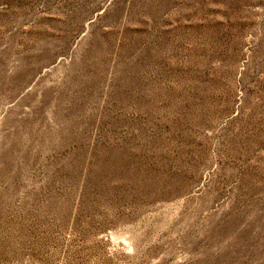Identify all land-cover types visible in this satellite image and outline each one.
I'll return each instance as SVG.
<instances>
[{
	"label": "rangeland",
	"instance_id": "rangeland-1",
	"mask_svg": "<svg viewBox=\"0 0 264 264\" xmlns=\"http://www.w3.org/2000/svg\"><path fill=\"white\" fill-rule=\"evenodd\" d=\"M0 264H264V0H0Z\"/></svg>",
	"mask_w": 264,
	"mask_h": 264
}]
</instances>
